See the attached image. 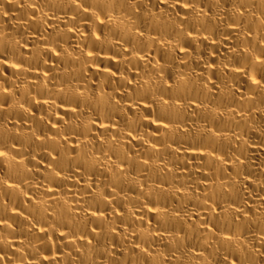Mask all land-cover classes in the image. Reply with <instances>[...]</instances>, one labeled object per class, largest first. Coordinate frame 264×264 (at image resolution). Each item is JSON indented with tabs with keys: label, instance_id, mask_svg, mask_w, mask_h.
I'll use <instances>...</instances> for the list:
<instances>
[{
	"label": "bare ground",
	"instance_id": "6f19581e",
	"mask_svg": "<svg viewBox=\"0 0 264 264\" xmlns=\"http://www.w3.org/2000/svg\"><path fill=\"white\" fill-rule=\"evenodd\" d=\"M0 264H264V0H0Z\"/></svg>",
	"mask_w": 264,
	"mask_h": 264
}]
</instances>
